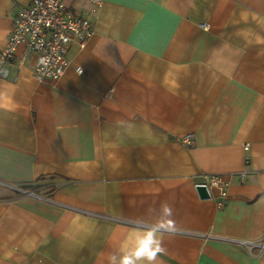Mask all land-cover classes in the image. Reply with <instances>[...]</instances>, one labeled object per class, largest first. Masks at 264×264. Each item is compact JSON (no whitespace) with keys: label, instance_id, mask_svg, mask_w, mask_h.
Segmentation results:
<instances>
[{"label":"crops","instance_id":"1","mask_svg":"<svg viewBox=\"0 0 264 264\" xmlns=\"http://www.w3.org/2000/svg\"><path fill=\"white\" fill-rule=\"evenodd\" d=\"M31 2L0 0V50ZM91 22L59 80L24 45L0 76V264H264V0H104Z\"/></svg>","mask_w":264,"mask_h":264},{"label":"built area","instance_id":"2","mask_svg":"<svg viewBox=\"0 0 264 264\" xmlns=\"http://www.w3.org/2000/svg\"><path fill=\"white\" fill-rule=\"evenodd\" d=\"M67 1L32 0L28 7L18 12L8 43L0 50L1 78L9 77L8 64L16 60L17 51L22 45L37 55V80L56 81L64 76L70 65L67 53L71 43L75 41L79 46L85 47L94 35L91 18L97 16L104 5V0H85L86 12L82 15ZM78 71L82 73L81 68ZM191 138L192 135L185 140L189 143ZM245 150L250 151L249 148ZM203 178L206 184L199 185L206 186L209 192L211 188L219 189L223 199L228 197L226 185L220 175H203ZM219 205H223L222 201Z\"/></svg>","mask_w":264,"mask_h":264},{"label":"water","instance_id":"3","mask_svg":"<svg viewBox=\"0 0 264 264\" xmlns=\"http://www.w3.org/2000/svg\"><path fill=\"white\" fill-rule=\"evenodd\" d=\"M197 190L199 192V195L203 198V199H210L211 195L210 192L208 190V188L204 185H199L197 186Z\"/></svg>","mask_w":264,"mask_h":264},{"label":"trees","instance_id":"4","mask_svg":"<svg viewBox=\"0 0 264 264\" xmlns=\"http://www.w3.org/2000/svg\"><path fill=\"white\" fill-rule=\"evenodd\" d=\"M45 178L46 177H42L41 179H39V180H41V181H43V180H45ZM40 187H42L41 185L40 186H38V185H29V186H23V188H25L27 191H29V192H38L39 191V189H41ZM44 190V189H43ZM42 189H41V192L43 191Z\"/></svg>","mask_w":264,"mask_h":264},{"label":"rangeland","instance_id":"5","mask_svg":"<svg viewBox=\"0 0 264 264\" xmlns=\"http://www.w3.org/2000/svg\"><path fill=\"white\" fill-rule=\"evenodd\" d=\"M21 190H23L24 192H26V191H25V190H26L25 188H22V187H21ZM24 192H18V191H15V192H14V193H15V194H14V197L21 196V195L24 194ZM25 194H26V193H25ZM46 196H47V195H46Z\"/></svg>","mask_w":264,"mask_h":264}]
</instances>
